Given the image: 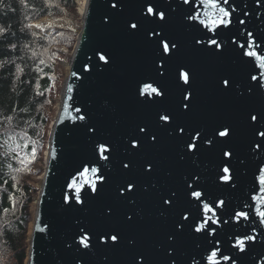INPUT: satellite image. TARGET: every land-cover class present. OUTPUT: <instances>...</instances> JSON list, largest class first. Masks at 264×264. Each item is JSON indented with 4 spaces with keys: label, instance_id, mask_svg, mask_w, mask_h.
<instances>
[{
    "label": "water",
    "instance_id": "water-1",
    "mask_svg": "<svg viewBox=\"0 0 264 264\" xmlns=\"http://www.w3.org/2000/svg\"><path fill=\"white\" fill-rule=\"evenodd\" d=\"M113 2H86L50 136L26 264H171L168 233L176 237L171 244L175 264H208L213 246L219 249V264H231L222 256L236 264H264V224L255 212L260 202L253 199L261 195L258 168L264 165V148L253 151L254 143L264 139L255 135L257 129L264 130V87L250 79L256 75L264 85V69L240 47L255 38V50L264 54V0H228L222 6L235 8L231 23L215 30L200 23L205 11L200 0H118L116 8ZM149 3L165 12L164 21L147 14ZM133 22L138 30L128 27ZM153 30L159 36L148 35ZM161 39L176 42L177 49L163 53ZM213 39L222 47L209 43ZM181 70L189 72L190 86L179 78ZM225 78L231 83L228 89L222 86ZM144 84L159 88L164 96L139 95ZM186 92L192 93L190 102L183 99ZM184 103H190V110ZM169 113L170 124L159 120ZM250 114L258 121H250ZM80 115L86 119H78ZM178 126L185 128L183 134L176 131ZM225 126L228 137L213 135ZM140 127L156 134L158 141L151 142ZM196 131L202 137L195 141L198 150L188 153L186 144ZM137 136L142 146L132 149L129 140ZM98 144L111 149L110 155L105 152L108 160L100 159ZM226 151L233 153L230 159L223 155ZM148 162L153 164L150 173L145 170ZM225 163L231 170L227 182L219 179ZM92 166L99 171L86 174L85 184L78 174ZM100 175L104 181L97 179ZM193 176L199 180L193 182ZM74 177L83 185V204L68 187ZM128 183L135 185L134 191L121 195ZM189 183L203 193L200 200L190 195ZM173 192L174 204L162 205L161 198ZM220 200L224 207L218 206ZM202 202L213 211L205 214ZM241 211L248 213L247 219L235 218ZM184 213L189 220L180 230ZM204 219L214 234L193 230ZM81 229L91 236L88 249L78 246ZM104 233H119L120 239L104 244L99 240ZM245 235L255 240L247 241L241 253L232 245Z\"/></svg>",
    "mask_w": 264,
    "mask_h": 264
},
{
    "label": "trees",
    "instance_id": "trees-1",
    "mask_svg": "<svg viewBox=\"0 0 264 264\" xmlns=\"http://www.w3.org/2000/svg\"><path fill=\"white\" fill-rule=\"evenodd\" d=\"M75 13V0H0V264H24L29 209L37 191L34 179L41 172L37 164L62 80L55 70L60 55L50 46L70 48L75 38L68 30L40 35L28 24L43 16Z\"/></svg>",
    "mask_w": 264,
    "mask_h": 264
},
{
    "label": "snow or ice",
    "instance_id": "snow-or-ice-1",
    "mask_svg": "<svg viewBox=\"0 0 264 264\" xmlns=\"http://www.w3.org/2000/svg\"><path fill=\"white\" fill-rule=\"evenodd\" d=\"M22 2H24V0H22ZM117 3H118V0H114V2L112 3V7L116 8ZM183 3L190 4V3H192V0H183ZM200 3L203 5V7L205 9V11L203 13L204 19L200 20V23L203 24L205 27L210 28L212 30H215V28L220 26V25L227 26L228 24L231 23L230 17H231L232 12L235 11V8L233 7L231 9V11H229V9L222 6V4H227L228 0H200ZM146 12L148 15L158 16L161 21H164L166 19L165 12L154 9V7L152 6L151 3L148 4ZM244 15H247V13H244ZM194 18H197V17L196 16H188L187 17V19H194ZM239 22L244 23L243 20H240ZM36 26L41 27V25H39V24ZM29 27H30V25H29ZM128 27L131 30H138V24L135 22L130 23L128 25ZM0 32H3L2 28H0ZM148 35L159 36V33H156L153 30V31L149 32ZM247 35L249 37H252L253 34L251 32H248ZM160 42L162 45L161 51L163 53H166L169 55L173 52V50H176L178 47L177 43L174 41L161 39ZM197 43H202V42L197 41ZM209 43L215 45L218 49L222 47L221 44L215 39L209 41ZM13 47H15V45H13ZM240 47L242 49H245V51L243 52V55L253 58L254 61L258 64V67L260 69H264V54H261L255 50L257 47V45L255 43V38H253L249 41H246L245 43L240 44ZM100 60L104 61L105 63H108V59L104 55H100ZM41 63H43V61H41ZM161 66H162V63H161ZM179 78L181 80H183V82L185 84H188L190 86V75H189L188 71L181 70L179 73ZM250 79L253 81H257V84L260 87H264V85L259 84V80H258V77L256 75H252L250 77ZM222 86L225 89L230 88L231 87L230 80L227 78L223 79L222 80ZM249 91H251V89H249ZM40 94L42 95L43 93H40ZM164 94L165 93L163 91H161L157 87H153L152 84H144L143 87L139 90V95H141V96L155 95V96L163 97ZM191 97H192V93L186 92L183 99L185 101L190 102ZM183 108L185 110H190V103H184ZM75 111L77 113H79L81 110L79 108H77V109H75ZM73 118L75 119L76 117H73ZM12 119H13L12 116H10V115L6 116L7 121L10 122V121H12ZM78 119L84 120V119H86V117L84 115H80L78 117ZM172 119H173V116L170 113L169 114H163V115L159 116V120L165 122L166 124H170ZM260 119H264V116H261ZM250 121H253V122L258 121V116L254 115V114H250ZM89 131L94 132L95 129L90 128ZM138 131L140 133H143L145 136H147L151 142L155 143L158 141V136L154 133H150L146 128L140 127V128H138ZM176 131H178L180 134H183L185 132V128L183 126H178ZM213 135L218 136V137H228L230 135V130L228 127L225 126V127H223V130H217ZM255 135L260 137V138H264V130L257 129L255 131ZM201 138H202L201 133L199 131H196L195 134L190 138V142L186 144V151L188 153H192L194 151H197L198 146L195 143V141H197ZM204 142L208 145L214 144L213 139H206ZM141 146H142V137H138V136L132 137L129 140V147L130 148L139 149ZM19 147H20V145H16V148H19ZM25 147H26V145H25ZM262 148H264V139H262L261 142L254 143L253 151L260 150ZM97 150L99 152L100 159H103V160L109 159V156L105 155V152H108L110 155L111 149L106 144H98ZM11 151H12V149L8 148V152H11ZM6 155H7V153H6ZM35 155H36V150H35V148H33L32 149L33 159L35 158ZM223 155L230 159L232 157L233 153L230 151H226L223 153ZM14 158H18V157H14ZM30 162L31 161H29V163ZM20 163L23 165L25 162L23 160H21ZM241 163H243V161H241ZM122 166L125 169H127L129 167V164L124 163ZM8 167L11 169L10 164L8 165ZM145 170L150 173L153 170V164L151 162H148ZM12 171L13 172H19L20 169H12ZM98 171H99V169L95 166H92L90 168L85 167L83 172L79 173L78 175H79L80 179L83 181V183L86 184V183H88V181L84 180V176L86 174H88L89 172L92 174H96V173H98ZM221 172L223 173V175H221L219 177V179H221L222 181H225V182L231 180V170L228 167L227 163H225V166L221 169ZM12 179L15 180L16 177L13 176ZM97 179H99L100 181H104V176L100 175L97 177ZM191 179L193 180V182H196L199 180V176H193ZM258 183L260 185L261 195H254L253 199L260 202V206L255 208V212L260 217V222L262 224H264V165H261L258 168ZM82 186H83L82 184H78L76 182L75 177L73 178L72 183L68 185L69 188L75 189V201L79 204L84 203V201L81 199V188H82ZM233 187H235L234 184H233ZM187 188L190 190V195L192 197H195L197 200H200L201 197L203 196V193L201 191L192 190L193 189L192 183L187 184ZM134 189H135V185L133 183H128L124 187H122L119 191H120V194L123 195L124 192L130 193V192L134 191ZM91 190H92V192L97 191L95 182L92 183ZM175 195L176 194L173 192L169 198H167V199L161 198L162 205L167 206V207H171L175 202L174 201ZM65 202L69 203L70 198L66 196ZM217 203H218L219 207H224L225 202L223 200H220ZM203 210H204L205 214L207 212L213 211V209L210 207V205L208 203H203ZM5 211H8V210L5 209ZM241 217H243L244 219H247L248 213L243 212V211L235 213L236 219H239ZM127 219L129 221H131L132 216H128ZM188 220H189V215L187 213H184L182 215V221L183 222L178 223L177 227L180 230H182L185 226L184 222H187ZM216 222L219 223V220H217ZM224 223H227V221H224ZM193 230L197 233L205 232L206 235H211V234L215 233V229L212 228L211 224L208 222V219H204L200 222H197L195 224V227ZM175 238H176L175 233H168L167 237H166L167 241L169 242V247H168V249H166V253L171 260V264H175V260L171 259L172 254L174 252V249L171 248V244L175 242ZM119 239H120L119 233H114V234L104 233L102 236L99 237V240L104 244H107L109 241H111V242H113V244H115L119 241ZM90 240H91V236L88 234V232L81 229V234L77 238L78 246L83 247L84 249H88V248L92 247V245L90 244ZM253 240H255V237L249 236V235H245L243 238L237 237L235 240V243L232 245V247L238 248L239 251L241 253H243V252H245L246 242L247 241H253ZM218 243H219V241H217V244ZM218 252H219V249L216 248L215 246H213L212 251L207 256L208 264H219V260L217 259ZM222 259L224 261H231V264H236V260L230 256H222ZM143 260H144V257L141 255V261H143ZM193 264H197V262L193 261Z\"/></svg>",
    "mask_w": 264,
    "mask_h": 264
},
{
    "label": "rangeland",
    "instance_id": "rangeland-1",
    "mask_svg": "<svg viewBox=\"0 0 264 264\" xmlns=\"http://www.w3.org/2000/svg\"><path fill=\"white\" fill-rule=\"evenodd\" d=\"M81 3V2H80ZM79 3V4H80ZM80 6H81V4L80 5H78V11L72 16H68V17H66V16H64V17H61V18H58L56 21H53L52 19H48V18H43V19H41V20H44V19H46L47 21H48V23H46V25H45V23H41L40 25H41V27H39V29L40 30H44L45 28H52L53 26H57V25H59V26H62V27H64V28H68V29H70V30H75V32H77L78 31V29H79V27H80V15H79V11H80ZM57 22H59V23H57ZM56 23V24H55ZM38 28V27H37ZM70 55H71V52H68V53H64V55L62 56V61L59 63V69L61 70V73L62 74H66V71H67V68H66V62H68L69 61V59H70ZM57 98H58V96H56L55 98H54V104H53V106H52V110H53V116H54V109L56 108V105H55V102H56V100H57ZM53 116L51 117V119L53 118ZM39 167L41 168V170H42V168H43V164L41 163L40 165H39ZM40 177H41V175L40 176H38V177H36L34 180H35V186H39V182L41 181V179H40ZM36 187V188H37ZM35 196V195H34ZM34 209V200H33V202H32V204H31V207H30V211H34L33 210ZM31 218H32V214H31ZM33 223V222H32ZM32 223L30 224V227H29V231H30V229H31V225H32ZM26 241H27V239H26Z\"/></svg>",
    "mask_w": 264,
    "mask_h": 264
},
{
    "label": "bare ground",
    "instance_id": "bare-ground-1",
    "mask_svg": "<svg viewBox=\"0 0 264 264\" xmlns=\"http://www.w3.org/2000/svg\"><path fill=\"white\" fill-rule=\"evenodd\" d=\"M85 3H86V0H82L81 1V6H80V13L81 14H83V12H84V8H85ZM79 4V5H80ZM45 18V17H44ZM41 19H43V18H41ZM39 20V21H36L35 23H33L32 24V26H36V25H40L41 23L43 24V23H45V25H46V23H48V21L46 20V19H44V20ZM70 67V64L69 63H67V65H66V68L68 69ZM41 184H42V182H41ZM36 206V205H35ZM34 212H35V210L33 211V214H34ZM30 230H32V225H31V229ZM27 257H28V254H27Z\"/></svg>",
    "mask_w": 264,
    "mask_h": 264
}]
</instances>
